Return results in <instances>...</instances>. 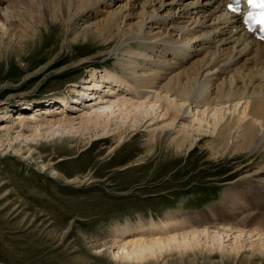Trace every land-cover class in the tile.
<instances>
[{
    "label": "bare ground",
    "instance_id": "bare-ground-1",
    "mask_svg": "<svg viewBox=\"0 0 264 264\" xmlns=\"http://www.w3.org/2000/svg\"><path fill=\"white\" fill-rule=\"evenodd\" d=\"M7 3L0 0V48L6 49L12 43L4 41L20 39L14 25L20 19L13 5ZM226 3L227 0L42 3L55 21H77L87 35L85 41L91 37L110 46L103 57L113 60L117 69L108 70L101 83H97L95 71L88 86L80 91L73 86L71 97L62 99L60 118L52 110L46 112L49 116L45 121L35 115L16 114L7 122V115L2 116L1 158L35 160L33 147L44 140L76 146L84 145L87 139L112 140L115 150L145 128L142 131L150 133V144L165 135L176 151L187 147L190 152L208 139L214 156H256L245 167L259 164L240 177L241 183L236 182L225 192L220 205L197 215L171 212L153 225L143 220L138 226L131 224L126 232L137 234L118 246V252L113 254L116 258L139 262L164 252L185 257L201 250L226 252L228 248L238 255L246 244L258 245L264 253V43L243 29L240 19L226 11ZM75 64L73 69H84L88 63L80 60ZM117 86L129 92H116ZM85 96L92 100V106L81 104ZM73 102L85 107L78 117L72 116ZM0 105L7 107L6 103ZM33 124L38 126L34 128ZM31 128L34 134L26 137ZM21 138L26 141V149L21 147L23 142L17 143ZM52 166L42 164L40 168L54 172ZM116 231H121L119 226ZM118 241L112 233L104 242L95 241L93 247L106 253Z\"/></svg>",
    "mask_w": 264,
    "mask_h": 264
},
{
    "label": "rangeland",
    "instance_id": "rangeland-1",
    "mask_svg": "<svg viewBox=\"0 0 264 264\" xmlns=\"http://www.w3.org/2000/svg\"><path fill=\"white\" fill-rule=\"evenodd\" d=\"M7 1L22 21L14 24L20 39L4 41L11 47L0 48V104H7L0 105V125L4 115L11 122L16 114L35 115L42 121L47 120V111L61 114L62 99L71 97L73 86H78L77 91L88 86L95 71L101 83L108 70L117 69L113 60L103 57L110 46L101 39L85 41L87 35L77 21H55L44 0ZM80 60L88 64L73 69ZM114 90L127 89L117 86ZM80 102L92 106L88 96ZM70 104L75 106L70 107L73 117L85 110L77 102ZM34 128L25 136L31 137ZM143 129L115 150L112 140L87 139L81 146L44 140L33 147L35 160L0 157V263L264 264V253L250 244L238 255L228 248L185 257L164 252L139 262L114 257L120 245L137 234L126 232L131 224L138 226L143 220L153 225L171 212L197 215L220 205L225 192L241 183L242 175L259 167H245L256 156H214L208 139L190 152L187 147L176 151L165 135L150 144V133ZM25 142L24 138L17 141L23 149ZM42 164H53L54 172L42 170ZM118 226L121 231H116ZM112 233L119 238L117 247L106 253L94 249L95 241L104 242Z\"/></svg>",
    "mask_w": 264,
    "mask_h": 264
},
{
    "label": "snow or ice",
    "instance_id": "snow-or-ice-1",
    "mask_svg": "<svg viewBox=\"0 0 264 264\" xmlns=\"http://www.w3.org/2000/svg\"><path fill=\"white\" fill-rule=\"evenodd\" d=\"M249 2L251 3V2H253V0H249ZM262 23H264V20H262Z\"/></svg>",
    "mask_w": 264,
    "mask_h": 264
}]
</instances>
